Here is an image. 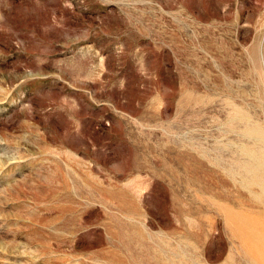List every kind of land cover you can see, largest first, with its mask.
Listing matches in <instances>:
<instances>
[{"label":"rangeland","instance_id":"1","mask_svg":"<svg viewBox=\"0 0 264 264\" xmlns=\"http://www.w3.org/2000/svg\"><path fill=\"white\" fill-rule=\"evenodd\" d=\"M0 264H264V0H0Z\"/></svg>","mask_w":264,"mask_h":264}]
</instances>
